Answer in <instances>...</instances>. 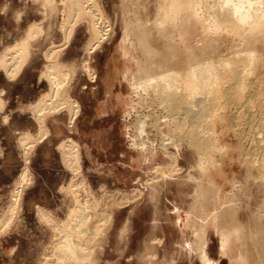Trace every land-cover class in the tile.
Segmentation results:
<instances>
[{
	"label": "rangeland",
	"instance_id": "obj_1",
	"mask_svg": "<svg viewBox=\"0 0 264 264\" xmlns=\"http://www.w3.org/2000/svg\"><path fill=\"white\" fill-rule=\"evenodd\" d=\"M49 1L51 7L48 0H0V264L58 263L62 231L77 225L81 213L86 231L73 237L86 244L88 264H203L201 242L218 264L240 253L249 264L264 258V167L248 147L257 119L245 112L264 109V33L251 40L257 64L244 92L220 71L223 91L205 102L201 123L192 126L191 111L178 109L183 119L173 123L167 94L137 85L171 66L180 72L186 47L205 54L208 42L206 53L220 58L243 49L240 34L211 20L207 29L204 11L214 0H201L198 23L184 24L181 13L162 26L157 16L170 0H92L94 13H87L86 0L80 13L72 0ZM97 16L107 33L100 43ZM11 52L24 60L16 75L2 65ZM53 69L62 80L60 104L40 116ZM145 117L140 134L136 124ZM194 127L204 146L189 141ZM234 225L240 238L233 236L222 255L221 231ZM152 230L166 236L149 238L148 252L139 253L145 258H125L146 248L139 242ZM174 255L185 258H164Z\"/></svg>",
	"mask_w": 264,
	"mask_h": 264
},
{
	"label": "bare ground",
	"instance_id": "obj_2",
	"mask_svg": "<svg viewBox=\"0 0 264 264\" xmlns=\"http://www.w3.org/2000/svg\"><path fill=\"white\" fill-rule=\"evenodd\" d=\"M46 1L44 0V2H46ZM80 1L81 0H72L73 9L76 11V13H80L82 11L81 8L79 7ZM49 2L50 1L48 0V3ZM168 2H169L168 5L165 3L167 6L162 7L161 11L159 10V14L157 16L158 17L157 18V24H159L160 26H162L163 24H165L167 22L170 23V22L178 20L181 13L183 14L182 15V21H184V24H186L185 22L189 23L191 21L194 22L195 24L199 22L198 20H199L200 16L197 13V10L199 8H201L200 7L201 2H202L201 0H170ZM205 2H207V1H205ZM50 3H49V6L51 7ZM91 3H92V0H86L85 1L86 8L89 9V10L87 9L88 12L86 10L87 13H89V11L91 12V8L93 7L91 5ZM208 4H206V5H208ZM208 8H209L208 11L207 10L204 11L205 16L207 15L206 13H209L207 15V19L204 21L203 19L206 17L202 16L204 18L202 19V21H200L202 26H204V27H202L201 24H200V26L202 28H205V30L207 31V29L210 28L209 27L210 25L207 24V22L211 20L212 26H214L215 28H221V29L227 28L229 30H232V31H234V33L240 34V36H242L243 41H244V43H243L244 47L241 51L236 50V52L238 51L237 53H231L232 55H230V57H228V58L217 57L218 55H216L214 52H212L213 54L211 52H209L207 54L206 51H208V49H210L209 47H211V46H209L210 44L208 42H206L205 47L202 48V50L205 52V54L204 53H201V54L197 53L196 51H194L193 47L192 48H188V47L185 48L184 47L185 48L184 51H186V54H187V60L185 62V65H183V67L181 68L180 72L175 71L174 66H171V67L166 68L163 72H161L158 75L148 74L143 81L139 82V84L137 85L138 87L145 86L148 89L152 88L154 91L167 94L168 98L173 102L172 104L175 105V107H173V108H174V110H176V112L174 114H172L171 119H168L169 121H173V123L175 122L174 120L176 118H181L180 120H182L183 116H181V115H183L184 114L183 112H186V111L187 112L191 111V113H192V118H191V125L192 126L195 123L196 124L201 123L200 120L202 119V117L200 116V112L202 110H205V107L207 108V104H205V102L212 100V97H214L220 91V89L222 90V88L219 87L220 83H221L220 75H219L220 71H224V73L226 74L225 77L227 76L231 79L230 83H229V81H227V79H226V81L229 84H231V86H233L234 89L236 88L238 93H242V92H244V90L248 86L247 80H248L249 75L254 72L255 62L257 64V60H256L257 56L255 55V53L253 51L254 48L252 47L253 45L251 43V40H253L254 38H257L261 33H264V0H214L213 5L212 6L208 5ZM201 14H203V13H201ZM97 17H99V16H97ZM96 20H97L96 21L97 26L94 24L96 26V27L95 26L94 27L97 28L96 29V31H97V33H96L97 42L100 43L104 39V36H106V34H107L106 29H105L106 27H105L104 23L102 24L100 17ZM203 21H204V23H206L207 29H206L205 25H203L204 24ZM181 24H183V23H181ZM136 28L138 29L139 27L136 26ZM139 30H140V28H139ZM69 32L70 31H68V33ZM140 32H139V34H140ZM203 33H205V32H203ZM146 34L147 33H145V31H144V33H142L141 37H140V35H138L140 37L141 43L143 41V44L145 46H147ZM206 34H208V32H206ZM69 35H70V33H69ZM69 35H68V37H69ZM30 36H32V34ZM30 36H28V37H30ZM206 36H208V35H206ZM234 36H236V34ZM28 37H26V38H28ZM260 37H261V35H260ZM180 40H181V38H180ZM202 40L204 41V39H202ZM193 41L194 40H192V42ZM28 42H29V40H28ZM200 42H202V41H200ZM23 44H24L23 46L25 48H27V46L29 45V43L27 44V42H23ZM240 44H241V42H240ZM226 46H227V44H226ZM25 48H24V51L28 50ZM24 51H23V53H24ZM223 55H225V54H223ZM24 56H26V53ZM47 56L50 57L51 53H49ZM19 58L20 57L17 56L15 54V52H11L9 58L6 59L5 61H3L4 63H2V62L1 63H2V65L3 64L5 65L4 67L7 68L8 72H10V74H15L18 72L20 65H21V62L24 61V60L21 61L23 58H20V59ZM221 67H222V70H220ZM49 68H54V67L52 65H50ZM49 75H50V79L52 82V87H51L52 89H51L50 93L48 94L47 99L45 98V100L38 105V107H39L38 111H39L40 116H42L46 112H49L50 110L56 109L60 104V101L56 100L57 99L56 97H58L57 95H58L59 89L61 87L62 80L60 79V75L58 73H56L54 71V69H53V71L51 70ZM181 83L184 86L183 88L181 87L182 90H180V84ZM223 87L226 88L225 86H223ZM230 88H229V90H230ZM138 90H139V88H138ZM231 92H233V91H231ZM202 94H205L206 96H208V98H206L207 100L205 99V101H203L201 99V98H204V97H201ZM228 97H230V95L227 96L226 99H228ZM251 98H253V95H247V97L243 101L244 104L250 105L251 101L253 100ZM58 99L60 100L61 98L58 97ZM177 102H178V104H177ZM249 105H247V106H249ZM222 107L224 108L225 106H222ZM261 108H255V109L247 108L245 110V112L248 115V118L250 120L253 121L254 119H257V121L255 122V130L253 131V133H254L253 137L251 139H248L249 140L248 141V147L253 152V160L255 162L259 163V165L262 168V167H264V109H261ZM178 109H183V112L178 111ZM70 110H71L70 120L72 121L75 118L76 113H77L76 106L73 104V106H71ZM210 114L212 115V113H210ZM147 117H145L144 119H142L141 121H139L136 124V126H137L136 129L138 130V132L140 134H142L144 132V130L147 126V123H146ZM218 117H220V112L218 114ZM199 131L200 130H197V128H195L192 132H190L191 134L189 133L190 134L189 135V141L192 143V145L195 144L196 146L200 147V146H204L203 145L204 142H202L204 140H202L201 133ZM205 142L207 143V141H205ZM210 143H211V140H210ZM215 143H216V140H212L211 146L213 149L216 145ZM207 144H206V146H207ZM209 152H210V150H209ZM71 153H72V151L70 149L66 151V154H71ZM200 153H201V151H200ZM210 184H211V181H210ZM18 197H19V190L15 194V198L18 199ZM78 217H79V221H78L79 223L78 224L76 223L77 225H75V226H81V227H77V229H76L75 226H72V227L62 231L64 233V237H63L64 239L56 247L57 250L55 252L56 256H57L56 258H59L58 263L56 260L57 264H88V262H87L88 253H87L86 244L81 243L79 241H75V239L73 237L78 232L80 233V232L86 231V228L81 229L83 226L85 227V220H84L83 213L78 215ZM78 228H80L81 230H78ZM95 231L97 233L96 229H95ZM238 232H239V228L236 225L231 226V228H229V229H225V230L221 231V254L222 255L227 254L226 249H227V246L229 245L230 239L233 236H237V239L240 238ZM92 234H94L93 231H92ZM187 247L193 249V246L191 244H188ZM197 251L199 252L198 256L201 259L203 264H218V262L212 261L207 256V253L205 251V243L201 242V244L197 246ZM231 264H249L248 257H247V255L240 253L237 256L236 260L231 259ZM254 264H264V258L260 257V259L257 262H255Z\"/></svg>",
	"mask_w": 264,
	"mask_h": 264
},
{
	"label": "crops",
	"instance_id": "obj_3",
	"mask_svg": "<svg viewBox=\"0 0 264 264\" xmlns=\"http://www.w3.org/2000/svg\"><path fill=\"white\" fill-rule=\"evenodd\" d=\"M151 196H153V195H151ZM149 201L150 202H153V204L154 205H156V201H155V199H149ZM127 227H128V225H127ZM158 229L160 228V226L159 225H157L156 226ZM160 230V229H159ZM155 235H161V236H166V233L165 232H163V231H158L157 232V230L155 231V230H152L151 232H144L143 233V235L142 236H145V239L143 240V241H141V242H139V243H141L142 245H146V248H144V247H141L140 248V250H137V251H134V252H132V253H136V254H139V253H147L148 252V249H147V245H149L148 243L149 242H152L153 243V241L151 240L152 239V237L153 236H155ZM147 237V238H146ZM151 237V239H150V241H149V238ZM192 242V241H191ZM128 249V248H127ZM183 250H186V245H185V247H183ZM126 251V250H125ZM186 252V251H185ZM125 258H128V259H131V258H145V256L144 255H136V256H125ZM164 258H167V259H180V258H185V257H182L181 255H174V256H164Z\"/></svg>",
	"mask_w": 264,
	"mask_h": 264
}]
</instances>
